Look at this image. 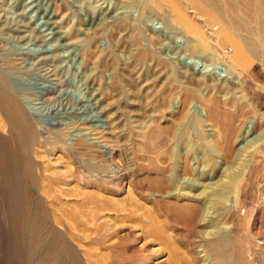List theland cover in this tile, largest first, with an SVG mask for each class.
Returning a JSON list of instances; mask_svg holds the SVG:
<instances>
[{"label": "rangeland", "instance_id": "rangeland-1", "mask_svg": "<svg viewBox=\"0 0 264 264\" xmlns=\"http://www.w3.org/2000/svg\"><path fill=\"white\" fill-rule=\"evenodd\" d=\"M142 1L0 0V264H264L262 0ZM205 98L241 152L214 150L219 182L248 158L234 198L202 170ZM191 164L204 221L169 178Z\"/></svg>", "mask_w": 264, "mask_h": 264}, {"label": "bare ground", "instance_id": "bare-ground-1", "mask_svg": "<svg viewBox=\"0 0 264 264\" xmlns=\"http://www.w3.org/2000/svg\"><path fill=\"white\" fill-rule=\"evenodd\" d=\"M161 1H167V0H161ZM147 4L148 3H145V5H147ZM261 4L264 6V0H262ZM179 26L180 27H178V28L180 29V31H183V34L186 35V37H187V33L189 32L188 28L184 27L181 23H179ZM214 33H217V32H214ZM215 42H216L217 45H221V37L218 36ZM186 48H187L188 51H191L193 53H209V54H212V55L216 54V51H215V48H214V44H213V42L211 40H209V36H207L206 38L201 36L198 39L191 40L190 44H188V46ZM238 51H239L238 50V46L235 45V47L233 49V52L230 54L231 59L237 61L236 57L238 56ZM217 53H219V52H217ZM228 68H229V66H228ZM202 104H204V109L206 111V119H205V121L209 122L211 124V126L213 127V130H212V133H211V138H212L211 141H208L206 138H204L203 133H201V131H199V130L198 131L196 130V132L194 134V136H197L198 138L202 139L203 141L205 140L204 141L205 151H203V152L199 151V153H203V154L206 153L208 155V159L205 162V167H203L202 170L203 169H204V171L205 170H209V172H211V174L214 177L216 176V178L213 179V182L210 184V187L217 186L218 188H221V187H222V189L224 188V190H225L224 194L220 198H223V197H225V196H227L229 194L231 195V198H234V197H236V194H237V190H238V186H239V181L238 180H239V177L241 175V170L245 166L248 158L246 156L244 158H242L239 155V158L241 159V161H238V162H236V164H234L237 167V171L234 172L233 175L229 176L228 180L225 183L224 182H219L220 180L224 179V175H225L224 174V170L225 169L222 170V171L220 170V165H218L216 163V161L214 160L213 153L216 151L217 153H220L222 156L226 157V156H230L232 153H234V155H237V154H241V152L240 151H236L232 147L229 134L227 132L226 133L224 132L226 126L222 122V119H220L219 116H218L216 105H214L212 102H209L207 100V98H205V100H203ZM25 117H27V113H26ZM197 118H199L198 121L201 123L202 122L201 118L198 117V116H197ZM259 121H260V119H259ZM189 124H190L191 127L193 126L194 129H198L197 128L198 126H196L197 123H194L195 126L192 123H189ZM200 125H202V124H200ZM257 125L258 126L264 125V120L262 122H260V123H256L255 126H257ZM177 131H178V133L176 135H173V140H175V143L173 144V147L183 146L182 147V148H184V152L183 153L191 155L190 151L191 152L194 151V155L198 156V154H197V152H195V150H197L199 148L200 143L197 142L195 137L192 138V137L188 136L189 139L186 141L185 140L186 139L185 138V134H186L185 128L184 129H183V127H182V129L178 128ZM262 133H264V132H262ZM218 142L221 143L220 146H219ZM147 144H148V142H147ZM152 144H153V141L149 142V144L147 145L146 148L148 150L149 149L151 150L154 147ZM261 144L264 145L263 136L258 138V140L255 142L254 147L250 151L248 156L250 157V155H251V157H253V155H255L256 152L258 151V149L262 146ZM179 149L181 150V147H179ZM184 171L190 173V175H188L187 177L180 175V177H179V174H177L175 172V173H169V178H170V180H173L175 178L178 179V181H180V183H181V188H186V190L187 189H192L195 186L194 185L195 183H193L192 181L194 180V178H195V176L197 174V171H198L197 167H194L193 164H191L190 167L189 166L184 167ZM185 178H188V180H185ZM207 190L208 189L205 188L204 190H202L198 194L187 193L188 190L184 194L177 193L178 196L182 195L183 198H186L188 200L187 203H185L184 206H182V207H184L185 209L191 210L194 213V215L197 216V218L200 221H204L205 218H206L205 215H206L207 211L205 210V208L207 207L208 204H207V202L205 203V201L208 200L207 199V192H208ZM220 198H218V199L216 198V199L219 200ZM208 201H210V200H208ZM226 209H227V206L223 207V211H225ZM263 224H264V220H263L261 225H263Z\"/></svg>", "mask_w": 264, "mask_h": 264}]
</instances>
